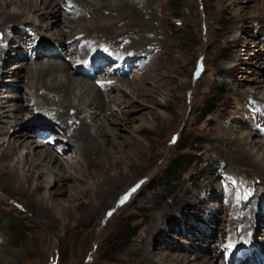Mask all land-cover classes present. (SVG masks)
Returning <instances> with one entry per match:
<instances>
[{
  "label": "rangeland",
  "instance_id": "rangeland-1",
  "mask_svg": "<svg viewBox=\"0 0 264 264\" xmlns=\"http://www.w3.org/2000/svg\"><path fill=\"white\" fill-rule=\"evenodd\" d=\"M60 1L67 12L62 17L63 23L70 20L61 31H68L66 39L72 46L60 48L53 35L54 28L47 31L45 27L42 34L51 40L46 48L62 51L63 57L44 52L39 58L37 52L35 59H31L27 53L25 74L30 77L34 74L33 84L52 87L56 80L65 83V78L58 72L49 78H39L47 64L70 65L87 72L88 61L95 58V54L103 53L91 60V63L99 62L104 57L100 68L94 67L100 72L94 73L95 79L82 73L73 74L82 85L88 84L93 89L72 87L69 105L63 112L69 111V106L82 108L90 133L99 145H107L113 152L116 167L109 174L115 178L118 187L112 198L107 199L98 194L101 186L103 189L109 186L104 183L105 172L98 170L97 177L84 180L83 186L89 189L90 196L83 201L90 208L89 213L97 216L92 222L94 234L85 233L90 224L83 220L82 211H76V215H80L75 221L68 222L61 217L59 207L45 209V212L38 208L41 200L50 205L52 184L36 192L34 198L29 193L16 191L18 189L3 190L0 187V264H7L5 259L11 264H143L140 258L146 241L151 244L150 250L154 254L149 261L156 264H207L211 262L213 252L219 255L213 264H228L225 260L229 259L230 247L239 246L248 238L258 241L253 242L264 252V177L256 167L238 159L244 158L245 154L264 158V107L261 105L264 104V59L258 58L260 54L264 55V39L258 37L260 31H264V0H136L140 2V8L144 5L145 24L140 25L141 29L148 24V31L143 33L146 39L137 51L126 48L125 37L117 36L122 27L131 26V17L118 23L114 21L109 34L101 33L110 39L118 38L114 45H109L106 37L98 36L95 28L98 31V27L111 23L102 18V15H111L110 11L101 9L98 14L86 13L78 8L81 3ZM86 1L95 4L96 0ZM10 3L7 16L20 14L24 21L29 19L40 24L36 13L24 11L13 0ZM72 4L75 8L68 9ZM257 20L263 22L259 25ZM26 26L19 24L20 31L14 32L0 28V49L12 54L6 59L11 60L7 69L19 63L18 53L28 52L32 44L38 43L31 40L37 36L28 37L31 34H27ZM25 32L27 36L23 39L27 40V45L24 46L19 34ZM11 34L15 36V42ZM85 36L90 40L78 44ZM0 79V96H9L7 100L2 99L8 101L7 111L20 101L14 96L26 93L29 98L27 79L20 87L11 80H16L11 74ZM6 84L16 87L8 89L4 87ZM94 85L100 89L104 103L108 105L106 108L110 110L103 107L95 114L94 110L84 107L94 91L96 93ZM143 87L149 93L153 92L156 104L137 98ZM111 88L126 95L128 102L123 108L118 107V101L114 102L119 92ZM49 96L56 101V95ZM146 98L143 97L148 100ZM134 104L144 108L129 112ZM34 107L31 102L30 109ZM34 109L41 116L57 117L54 121L58 124L67 121L65 115L59 118L60 115H51V110ZM124 113L126 118L137 120L130 123L131 126L124 125L122 117H116ZM33 114L24 112L22 117L28 121ZM70 114H73L72 109ZM1 125L6 127L5 132L19 127L13 122ZM98 129L108 130L109 139L99 137ZM68 130L60 133L54 128L48 134L51 143L55 140L54 147L49 148L66 162V168L73 166V169L67 168L66 176L70 179L63 186L66 190L55 196L62 205L67 202L70 188L77 183L70 175L80 173L81 165L87 163L84 155L75 154L78 143L73 139L69 141L73 131ZM4 139L0 146L9 141V138ZM32 139L28 138L29 141ZM110 139L112 143L109 144ZM66 143L75 150L74 153L64 149ZM29 151L22 148L19 156L26 159ZM89 158L96 163L99 157L95 154ZM175 161H179L184 171L177 179L166 180L165 172ZM24 165L18 167L17 174L21 186L26 188L23 180L27 167ZM35 174L40 176L38 169ZM242 207L246 210L242 211ZM246 213L249 221L245 218ZM38 214L57 220L43 221L46 232L31 235ZM80 216L84 232L77 228L69 233L59 230L63 224L71 229L80 221ZM245 226L249 227L243 228ZM126 229H130L131 235L122 238L120 234ZM252 229L256 231H249ZM251 240L248 241L250 244L253 243ZM174 256L186 257L187 263L173 260Z\"/></svg>",
  "mask_w": 264,
  "mask_h": 264
},
{
  "label": "bare ground",
  "instance_id": "bare-ground-1",
  "mask_svg": "<svg viewBox=\"0 0 264 264\" xmlns=\"http://www.w3.org/2000/svg\"><path fill=\"white\" fill-rule=\"evenodd\" d=\"M10 1L12 2V0H0V28L2 30H8L9 32H11V31L14 32L16 30L20 31V29L18 27L19 24H21V25L26 24L27 25L26 30H28L31 34L28 37L37 36V37L41 38L40 43H39L41 45V48L44 45V47L42 48L43 50H41V48L39 46L37 47L41 51V53L38 52L37 57L40 58L41 56H43L44 54H42V52L46 53L48 51H51V50L46 48V47H49V45L51 44V40H49V38H46L44 36V34H42V31L45 27H47L46 28L47 31H51V29L54 28L55 33L53 35L55 37H57V42L59 43L57 45L60 48H69L72 46L68 42V40L66 39V36L68 35L67 34L68 31H67V33L65 31H61L63 29V27L66 26L65 24L70 23L69 22L70 20L66 18L68 21H66V23L65 22L63 23L62 17L66 16L67 12L63 9L62 5H60V2H61L60 0H13V2L17 6H20V8H22L24 11L27 10L29 12H33L34 14L36 13V15L38 16V19L40 21L39 25H37L35 23L36 21H34V20L26 19L24 21L23 16L20 14H18V15L9 14L7 16V7L11 4ZM72 1H75L77 3H81L82 6H78V8H80L81 10L83 9L84 12H86V13L93 11V14H98L99 11H101V9H105V10L110 11L109 13H111V15H109V16L102 15V18L109 19V21L111 20V23L98 27V31H97V28H95L98 36L103 37V38L106 37L105 40H107V42H109V45H114V43L118 40V38L120 36L125 37L123 43L125 44L126 48H131V49H134L137 51V49H139V47L143 45L142 43L146 39L143 37V33H144V31L147 30L148 24H147V26L145 25V27H146L145 29H141L140 25L145 24V23L143 22L144 21L143 20L144 12H142V10L144 9V5L140 8V6H141L140 2H136V0H133V1L132 0H109V1H107V0H104V1L103 0H96L97 2L95 1V4H94V3L88 2L86 0H72ZM84 2H86V3H84ZM263 6H264V3H263ZM3 8H5L6 10L2 11ZM124 10H126V12ZM68 14H69V12H68ZM128 17H131L132 19H130V22L132 20H133V22H132L131 26L129 24L128 27H122V32H120L119 35H117L118 38L113 36L112 37L113 39H110V38H107V36H101V33L102 34L105 32L110 33V31L114 28V21H116L118 23V22H120V21H122ZM79 18H81V16ZM89 18H91V17H89ZM78 21H81V19H79ZM257 22H259V25H260L261 22H263V21L257 20ZM93 31H90V34H92ZM260 33L261 34L258 35V37H262L264 39V31H260ZM19 35H22V37L20 39L23 41L22 43L25 46L27 44V40L25 41V39H23V38L25 36H27L26 32L24 34H19ZM89 35H87V36L90 37ZM86 39H87L86 36L80 38L78 40V44L85 41ZM34 44H35V42H34ZM138 52H140V51L138 50ZM22 54L23 53H20V54L18 53L16 55L17 57L15 56L16 59L19 61V63H16L15 65H13L12 68L7 69V67L9 66V62L11 60H6V59H7V57L11 58L12 54H10V52L6 51V49H4V50L0 49V77L7 76V75L11 74L12 76H14V78H16V80H13V79H11V80L15 81L17 87H20L21 86L20 84L24 83V81L27 79L29 81V83H28L29 85H27V84L26 85L29 88V92H30L29 98H27L26 93H20L18 96H14L20 101L16 104H13L12 106H10V107H12V110H8V111L6 110V108H8V106H5V105L8 102L6 100H7V97H9V96H0V124H4V122H6V123L13 122V123L18 124V126H19V127H13V130L12 131L9 130L8 132H5L6 127H4L3 125L0 126V143L3 140H5L4 138H9L8 142H4L0 146V182H1L0 187H3V190H13V189L16 190V189H18L16 191H18L20 193L21 192L29 193V194H31L30 197H33V196H35L34 194L36 192H41L44 189H46V187L49 184H52L53 190H52V192L49 193V199L51 201L50 205H46L44 200H41V201H39L38 208L40 207L42 212H45V209L49 210V209H52L54 207H59V210L62 213L61 217L67 219L68 222L75 221L76 216L80 215V214L76 215V213H77L76 211H78V213H80L82 211L84 214V215H82L84 217L83 220L87 224H90V226H89L90 228L88 230L85 231L84 228L81 229V227L83 226V222L81 221L82 216H80V219H78V220H80L79 222H77L73 226L71 225L72 226L71 229L66 224H63V225H61L59 230H62L63 233L64 232L69 233V231L76 230V228H77V231L82 230L83 232L85 231V233H88V234L93 233L94 234V229H92V227H93L92 222H94V220L96 219L97 216H95L93 213H89L90 208L88 209L85 202L83 201V199L86 196H88V195L90 196L89 189L87 187L83 186L84 180L86 178L93 179L94 177H97L99 175L98 170L105 172L107 177L105 176L106 180L104 183H105V185L107 184L109 186L107 189H103V188H101L102 187L101 186L100 191H98L99 192L98 194H100V196L102 195L104 198L108 197L109 199H111L112 195H113V191L116 189L117 184H116L115 178L113 176H111L109 173L111 171L115 170L116 163H115V160L113 157L112 150L110 148H108L107 145H103V146L99 145L96 138H94L92 133H90L88 126L84 122L85 116H84V113L82 111V108H80L79 106H76V107L69 106V111L67 110V112H63L64 109L69 105L68 96L71 95V90H73L72 87H78V88H82V89L87 87V90L88 89L91 90L92 87L89 86L88 84L82 85L79 82V80L74 78L73 74H81L82 73L81 70H76L75 68L73 69L70 67V65H68V66L62 65L63 66V69H62V66L55 65L54 63L47 64L44 69L42 68L43 70L40 72L41 74L38 75L39 78L41 76L43 78H46V77L49 78L48 76H53V73L58 72V73H60L61 77L65 78V83L61 84V83H59V81L54 79V80H56V82L54 83V86H52V87L48 86L46 84H41V85L40 84L39 85L33 84L32 81L35 79V77L33 76L34 74L31 77L28 76L27 74H25V70L28 69V67H27L28 55L27 54L22 55ZM86 55L84 56V59H85ZM135 55H136V53H135ZM256 57H258V56H256ZM263 57H264V55L260 54L258 58L260 61L261 60L263 61V59H264ZM21 58L23 60H21ZM139 58H141V57H139ZM3 59H5V60H3ZM102 59H104L103 56L101 57V61L92 62L91 63L92 66L95 67L96 69H99L101 64L103 63ZM17 60H12V61H17ZM109 62L110 61H108V63ZM23 64H24V66H23ZM8 80L11 81L10 79H8ZM8 80H7V82H9ZM16 85L14 86L12 84H9V85L6 84L4 87L9 89L13 86L16 87ZM105 87H107V86H105ZM94 89L96 90V93L94 91L95 95L93 94V97L89 100V102L85 103L84 107H86V108L88 107L89 109L94 110V113L97 114L96 112L102 111V108L103 107L106 108V107H108V105L106 106V103H104V96L100 94V89H97L95 87V85H94ZM103 89H105V88L103 87ZM111 89H114V88H111ZM0 90H1V87H0ZM114 90L117 91V89H114ZM117 92H119V94L115 96L114 102L118 101V103H119L118 107L123 108V104L125 105L128 102V101H126V95L124 93H122L121 91H117ZM50 94L56 95V97H57L56 101L54 99L50 98V96H49ZM152 94H153V92L149 93V91L143 87L141 90L138 91L137 98L138 99L140 98L142 102H147L150 100V101H152V103H155L154 97ZM10 96H11V94H10ZM145 96L148 98V100L143 99V97L145 98ZM5 98H6V100H2ZM27 102H29V103H27ZM31 102H34V104H35L34 108H37L38 111L42 112V110L43 111L51 110V115H60L59 118L60 117L63 118L64 115L66 116L67 121L64 120L61 124H58L56 126V128H57V130L60 131V133H61V131H66L68 129L69 130L71 129L73 131V136L69 139V141L71 139H73L74 142L77 141L79 151L77 150L78 151L77 152L74 149H72V147H70L69 143H66L64 149H68V150L72 151L73 153L75 151L76 155L82 154V155H84L85 159L87 160V163L85 165H83V164L81 165L80 173H78L77 175H73V174L70 175L71 177H74L76 179L77 183L73 188H70L71 190L69 192V195L67 196V202L65 205H62L55 198V196H58L60 194L62 195L64 190H66L63 188V186L67 182V180L70 179V178H67L66 174L69 173L68 169L72 168L73 166L69 165V166H67V168H68L67 169L66 168V162H62V160L58 156H56L55 152H53V150H51L49 148V145H47V143H45L44 141L37 140V138H41V137H39V131L36 130V128L41 129L43 131H49V129L52 128L51 125L46 127V126L42 125L43 123L29 124V121L32 119H30L28 121H25L23 119L22 114L24 112H27L30 114H31V112H33L34 114H37V113H35L36 110L34 108L30 109V103ZM261 105L264 107V104L261 103ZM262 106H261V108H262ZM132 108L133 109H131L129 112L140 111L144 107H141L140 105L134 104ZM70 109L73 110V114H70ZM106 110H110V109L106 108ZM9 111L10 112L12 111V112L8 113ZM43 113H46V112H43ZM83 116H84V118H82ZM116 117H118V118L122 117L123 123H124V125L126 124V126L130 123H133L135 120H137L136 118H134V119L126 118L125 113L121 116L117 115ZM55 118H57V117H55ZM258 118H259V116H258ZM108 119H110L109 121H111V118H108ZM113 123H115L118 126L123 125V123L122 124H119L118 122H113ZM130 126H131V124H130ZM98 130H96V134L99 137H101L102 139H104V137L109 139L110 134L107 133L108 130H104V129L101 131L100 130L98 131ZM28 138H33L34 140L32 139L33 141H29ZM61 139H64V138H61ZM110 143H112L111 139L109 140V144ZM236 146H237V144H236ZM22 148H28L30 150L28 153V157H26V159H24L23 157L21 158L19 156V151ZM43 148L47 151H43L42 150ZM53 153H54V155H53ZM95 154L98 155V157H99L98 161L96 163L92 162L93 160H91L89 158V155L95 156ZM235 156H237V155H235ZM243 157L244 158L238 157V159L243 161V162H246L249 165H253L254 167H256V169L260 173H262V176L264 177V158L260 159L259 157H256V156H253L250 154H245ZM74 159H76V156H74ZM23 164H25L24 167L25 166L27 167L24 169V180H23L24 183L26 184V188H23L21 186L20 178L17 174L18 167L22 166ZM35 169L39 170L40 176L37 177V175L35 174ZM104 198H101V199H104ZM35 203H36V201H35ZM250 207L252 208V206H250ZM245 210L246 209L244 207H242V211H245ZM235 212H236V210H235ZM38 215H39L38 216L39 218H36L37 220L34 221V224L31 227V235L32 234H43L46 232L47 229L45 230L46 227L44 228L43 221L47 222L50 220H53V221L57 220L54 216H53L54 218L49 219L47 217H44L45 214H44V216H42L43 214L42 215L38 214ZM245 218L248 219V221H249V216L247 215V213L245 215ZM252 221H253V219H252ZM78 224L80 226H78ZM248 227L249 226H245L243 228H248ZM249 231L254 232L256 230L252 229ZM72 237H73V235H72ZM250 239H253V238H248L247 241H250ZM253 241H256V240L253 239L252 242ZM256 242H258V241H256ZM144 246L145 247L142 248V255L140 258L141 263H143V264H156L153 260H152V262L149 261V259H151L152 256L154 255L152 253V251L150 250L151 244L147 243V241H146ZM256 247L260 248V245L258 244V245H256ZM218 256L219 255L217 254V252H213L211 262H209L207 264H213L218 259ZM1 258H2V256H1ZM172 259L173 260H179L180 262H183V263H187L186 257L181 258L180 256H174V257H172ZM203 259H206V258H203ZM4 262H8L7 264H11V262L8 261V259H5ZM205 263L206 262L201 263V264H205Z\"/></svg>",
  "mask_w": 264,
  "mask_h": 264
},
{
  "label": "trees",
  "instance_id": "trees-1",
  "mask_svg": "<svg viewBox=\"0 0 264 264\" xmlns=\"http://www.w3.org/2000/svg\"><path fill=\"white\" fill-rule=\"evenodd\" d=\"M179 161H175L174 163H172L168 169L165 172V179H171V178H175L177 179V177L179 176L180 173H183L184 169L179 165ZM122 238H125L126 236L128 237L130 234V229H126L125 231H122V233L120 234Z\"/></svg>",
  "mask_w": 264,
  "mask_h": 264
},
{
  "label": "snow or ice",
  "instance_id": "snow-or-ice-1",
  "mask_svg": "<svg viewBox=\"0 0 264 264\" xmlns=\"http://www.w3.org/2000/svg\"><path fill=\"white\" fill-rule=\"evenodd\" d=\"M124 199H127V197H125ZM123 202V201H122Z\"/></svg>",
  "mask_w": 264,
  "mask_h": 264
}]
</instances>
